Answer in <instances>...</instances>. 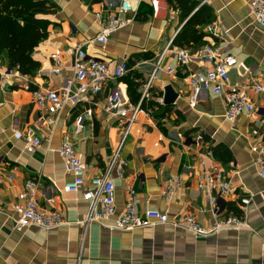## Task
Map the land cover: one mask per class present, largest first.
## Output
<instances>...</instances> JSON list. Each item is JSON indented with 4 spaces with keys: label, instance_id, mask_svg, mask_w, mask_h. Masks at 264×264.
<instances>
[{
    "label": "crops",
    "instance_id": "obj_1",
    "mask_svg": "<svg viewBox=\"0 0 264 264\" xmlns=\"http://www.w3.org/2000/svg\"><path fill=\"white\" fill-rule=\"evenodd\" d=\"M133 6L137 0H130ZM209 6L215 16V44L224 55L236 59L228 72V85L264 83V30L249 16L243 0H193ZM51 2L54 9L40 11L50 22L49 36L33 53L40 68L27 78L33 85L58 90L73 79L72 52L82 46L87 56L115 66L125 61L129 72L139 74L146 82L158 57L177 35L183 23L179 12L162 1L155 16L146 1L139 4L134 21L113 33L101 46L94 40L101 31L95 15L106 16L118 0H60ZM59 53L65 64L60 74H52L49 56ZM163 65L176 73L159 70L151 83L150 100L163 97V89L171 86L177 100L162 119L150 111L140 113L131 125L121 148L126 161L123 178L112 173L115 185V215L104 224L82 228L76 222L87 212L82 194L64 193L62 188L71 176L56 150L69 141L86 165V177L104 173L107 163L120 143L124 125L105 111L108 96L115 92L126 98L127 85L109 80L95 97L85 96L74 106L67 105L56 116L53 127L37 123L40 113L19 73L0 82V264H264V180L254 168L257 154L253 147L264 148V125L261 115H241L235 122L224 119L222 96L203 90L195 108L188 107L189 87L183 78L187 72H205L210 65L192 62L181 67L167 54ZM124 76V77H125ZM256 107L260 96L248 91ZM156 97V98H155ZM164 107L165 105H160ZM91 114L88 115L87 112ZM83 117L82 129L75 121ZM30 131L41 142L34 153H26L24 142L15 140L13 132ZM225 146L231 161L218 162L215 148ZM217 169L221 180L229 181L233 193L218 199L216 217L207 211V193L198 190L203 172ZM179 177L181 186L169 201L160 196L164 183ZM8 178H13L12 182ZM26 180L36 184V199L47 205L55 199L65 225L50 231L27 228L13 229L12 206ZM130 185L138 198L137 209L164 212L172 221L192 215L204 227L232 215L227 204L246 214L248 228L225 229L207 237L192 234L170 225L145 228L133 232L112 229L127 201L125 186ZM249 200L246 206L241 200ZM206 210V211H205Z\"/></svg>",
    "mask_w": 264,
    "mask_h": 264
},
{
    "label": "built area",
    "instance_id": "obj_2",
    "mask_svg": "<svg viewBox=\"0 0 264 264\" xmlns=\"http://www.w3.org/2000/svg\"><path fill=\"white\" fill-rule=\"evenodd\" d=\"M143 1L149 4L155 16L161 10L163 0H137L136 6H133L130 0H118L106 16H103L101 12L95 15V19L101 26V31L94 41L104 46L113 33L129 26L137 15L139 4ZM243 1L248 6L249 16L253 23L258 29L264 30V0ZM204 32L206 33L205 44L196 49L176 47L173 45L172 40L167 44L154 64L150 78L142 85L140 100L137 104H131L130 101L115 92L108 96L105 111L113 118L121 121L124 129L120 143L102 175L92 178L86 177V165L69 141L63 143L56 150L63 162L66 173L71 176V179L64 184L62 191L71 194L81 193L82 200L87 202L86 214L82 220L76 222L82 228H87L94 223L104 224L116 213L115 185L111 176L115 172L119 178L124 179L123 173L126 161L121 158V148L131 125L136 121L138 115L144 112L141 108V102L150 97L149 90L155 73L159 70L166 72L168 75L176 73L173 68L163 65V59L167 54L173 56L181 67H187L192 62H203L210 65V68L205 72H187L183 78L189 87L187 98L189 108L196 107L203 90H211L214 95L223 97V116L226 121L235 122L244 114L249 116L260 114L261 122L264 125V83H256L251 86L244 84L228 85V72L236 66V59L231 55H224L221 48L215 44L214 39L217 38V25L215 22L207 25ZM49 59L52 63L51 73L60 74L65 66L62 56L59 53H53L49 56ZM71 68L73 79L70 83L76 85L73 91L69 89L68 83L64 87L54 90L37 87L24 76L20 77L24 82V89L30 92L32 101L40 113L41 117L37 123L53 127L56 116L67 105L74 106L85 96H97L101 93L107 81L119 80L129 72L125 61H121L112 67L106 62L88 57L82 46L73 49ZM12 75V70L3 65L0 59V82L12 77ZM13 77L15 76L13 75ZM248 91L260 96V107L254 105ZM156 102L158 105H163V97H157ZM87 114L90 115L91 112L88 111ZM82 123L83 117H79L75 121L77 131L82 129ZM13 138L24 142L26 153L32 154L41 147L40 140L34 138L30 131L24 134L20 131H14ZM251 150L257 154L254 162L255 171L264 180V148L258 150L257 147H253ZM215 173H217L216 168L211 172L204 171L202 179L197 185L198 190L207 193V211L212 214L214 219L218 199L228 198L233 193L231 183L221 180ZM2 178L3 171L0 169V179ZM8 181L12 182L13 178H8ZM180 186L179 177L170 178L162 186L160 196L163 200L169 201ZM125 193L127 201L112 226L113 230L119 232H133L145 228L170 225L175 229H182L196 238H207L225 229L248 228L245 213L240 216L230 215L220 221L214 220L209 227L200 225L192 215H183L180 219L172 221L166 213L157 210L146 209L140 213L137 209V195L130 185L125 186ZM240 202L242 206L249 204L247 199H242ZM54 206V198H50L46 206L40 205L36 199V184L32 180H26L17 195V202L12 206L10 219L13 223V229L22 232L27 228L35 227L50 231L64 226L63 214Z\"/></svg>",
    "mask_w": 264,
    "mask_h": 264
},
{
    "label": "trees",
    "instance_id": "obj_3",
    "mask_svg": "<svg viewBox=\"0 0 264 264\" xmlns=\"http://www.w3.org/2000/svg\"><path fill=\"white\" fill-rule=\"evenodd\" d=\"M166 2L173 11L179 12L181 23L186 21L174 37L173 45L188 49L203 46L206 37L204 28L215 22L212 9L205 4L200 6V2L193 0ZM55 7L51 0H0V59L3 65L24 77H33L36 74L40 64L33 59V53L48 38L50 25L47 19L40 16V11ZM121 80L127 85L130 103L137 104L145 83L141 76L131 72ZM149 98L141 102V108L150 111L156 120L164 118L171 107H162ZM215 156L221 164L231 161L230 151L222 145L215 148ZM227 208L232 215H241V210L233 208L231 204H227Z\"/></svg>",
    "mask_w": 264,
    "mask_h": 264
},
{
    "label": "water",
    "instance_id": "obj_4",
    "mask_svg": "<svg viewBox=\"0 0 264 264\" xmlns=\"http://www.w3.org/2000/svg\"><path fill=\"white\" fill-rule=\"evenodd\" d=\"M184 23H186V21ZM177 97H178V94L173 90V88L171 86L168 85V86L164 87V89H163V104L165 106L173 105L176 102Z\"/></svg>",
    "mask_w": 264,
    "mask_h": 264
}]
</instances>
